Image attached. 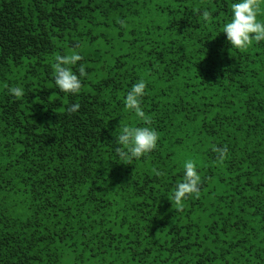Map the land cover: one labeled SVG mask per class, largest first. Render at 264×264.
<instances>
[{"label": "trees", "instance_id": "obj_1", "mask_svg": "<svg viewBox=\"0 0 264 264\" xmlns=\"http://www.w3.org/2000/svg\"><path fill=\"white\" fill-rule=\"evenodd\" d=\"M232 2L0 0V264H264V41L231 48ZM72 52L77 94L54 84ZM140 79L159 140L129 163ZM187 160L200 191L177 204Z\"/></svg>", "mask_w": 264, "mask_h": 264}, {"label": "clouds", "instance_id": "obj_2", "mask_svg": "<svg viewBox=\"0 0 264 264\" xmlns=\"http://www.w3.org/2000/svg\"><path fill=\"white\" fill-rule=\"evenodd\" d=\"M260 4L258 0H233L231 3V15L223 25L222 33L226 34L227 42L231 48L246 50L253 41H264V21L258 19ZM202 18L210 20L212 14L208 10H203ZM83 56L78 52L69 55H57L54 65V84L60 92L77 94L82 89L83 78L87 75L85 66L79 65L78 74L72 66L77 65ZM146 82L138 80L132 85L126 94V109L134 112L136 117L144 121V126L131 127L123 126L116 137L115 152L122 161L131 163L134 159H140L152 152L159 140V133L151 125V118L146 115L142 108V98L145 95ZM9 92L15 97H22L24 89L13 87ZM80 108L79 104H73L68 111L75 113ZM223 159L226 155V148H216ZM201 175L197 165L192 160H187L184 164L182 179L177 183L172 199L177 203L191 194H199L201 185Z\"/></svg>", "mask_w": 264, "mask_h": 264}]
</instances>
